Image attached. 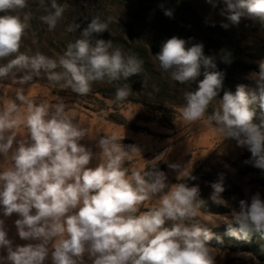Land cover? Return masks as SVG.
<instances>
[{
	"label": "clouds",
	"instance_id": "1",
	"mask_svg": "<svg viewBox=\"0 0 264 264\" xmlns=\"http://www.w3.org/2000/svg\"><path fill=\"white\" fill-rule=\"evenodd\" d=\"M45 2L46 14L39 19L51 31L65 5L38 0L40 5ZM205 2L213 8L218 2L223 5L219 14L227 21L220 25L225 29L242 16L264 19V0ZM26 5L27 0H0V59L12 57L0 64V79L24 85L43 73L49 82L79 96L88 94L94 82L125 81L115 87L113 100L129 97L127 78L142 72L143 61L94 37L107 30L110 17L103 21L92 17L55 58L39 51L29 55L19 51L30 27L31 14L23 11ZM163 14L171 17L172 10L163 8ZM79 27L68 25L66 31ZM154 57L170 80L196 81L195 88L183 93L181 121L204 119L220 138H231L237 147L247 149L250 156L244 163L264 169V119L254 123L251 107L258 102L264 114V60L247 77L252 87L238 84L234 92L225 90L217 99L223 73L215 70L214 59L204 54L202 43L189 46L185 39L172 36ZM223 59L227 61V55ZM201 74L203 78L197 80ZM86 135L92 136L74 120L62 99L35 103L18 88L15 101L0 106V158L10 162L0 167V250L4 252L0 264H213L208 248L213 233L208 227L186 223L200 210L198 186L168 184L155 164L129 172L124 162L139 151L137 147L122 145L112 133L97 141L100 152L95 154L81 143ZM168 167L179 169L177 181L195 179L191 166ZM209 187V199L223 204L221 184L213 182ZM153 198L154 206L138 212L142 202ZM13 214L16 235L27 243L14 244L8 235L5 218ZM231 223L228 235L236 239H246L251 232L264 235V197L259 191L239 201Z\"/></svg>",
	"mask_w": 264,
	"mask_h": 264
},
{
	"label": "rangeland",
	"instance_id": "2",
	"mask_svg": "<svg viewBox=\"0 0 264 264\" xmlns=\"http://www.w3.org/2000/svg\"><path fill=\"white\" fill-rule=\"evenodd\" d=\"M181 1L191 4L198 17L190 16L189 22H184L183 8L178 7ZM58 3L65 5V11L55 28L49 31L39 19L46 14V2L40 5L38 0H27L23 11L31 14L30 27L22 37L19 51L29 55L39 51L55 58L69 41L79 36L92 17L98 16L102 21L110 17L107 30L94 37L110 41L125 54L135 55L143 61L142 72L127 78L131 94L124 101L114 102L115 87L125 83L119 81L112 85L94 82L88 94L79 96L49 82L41 73L24 85L13 83L7 77L0 79V106L9 100L15 101L18 88H23L24 94L35 103L45 100L54 103L62 99L74 120L92 134L91 138L86 135L81 143L90 147L93 153L100 152L97 141L103 135L114 133L121 138L122 145L139 149L124 162L129 172L144 171L155 164L156 170L165 173L168 184L184 182L188 186H198L197 199L202 201L200 210L186 223L208 227L213 233L208 243L213 264H264V235L251 232L246 239L228 235L232 212L238 211L239 201H247L256 191L264 197V169L244 163L250 156L247 149L237 147L231 138H220L204 119L187 124L181 121L183 93L195 88L196 81L178 84L170 80L167 73L159 69L154 57L161 43L172 36L185 39L189 46L202 43L204 54L214 59L215 70L223 73L219 99L225 90L234 92L238 84L253 86L247 77L258 71L259 62L264 60V19L242 16L239 23L229 24L225 29L220 26L222 21L227 23L219 14L223 5L218 2L213 8L205 0H58ZM161 5L172 10L171 17L163 14ZM187 16L188 13L184 14ZM75 24L80 27L66 31L68 25ZM226 55L227 61L223 59ZM11 58L0 59V64ZM202 78L201 74L197 80ZM162 82L167 84L166 89ZM214 106L215 102L209 106L208 114ZM251 107L256 113L253 122L259 124L264 114H261L258 102ZM99 160L98 156L92 164ZM9 163L0 158V167H7ZM169 164H177L180 168L191 166V175L195 179L185 177L177 181L179 169H172ZM213 182L220 183L223 188V204L209 199V184ZM156 203L155 198L146 200L138 212L147 211ZM16 218L15 214L5 218L8 235L14 244L27 243L16 235L13 224ZM231 226L237 228L234 223ZM0 255H4L3 250Z\"/></svg>",
	"mask_w": 264,
	"mask_h": 264
},
{
	"label": "trees",
	"instance_id": "3",
	"mask_svg": "<svg viewBox=\"0 0 264 264\" xmlns=\"http://www.w3.org/2000/svg\"><path fill=\"white\" fill-rule=\"evenodd\" d=\"M178 7H181V8H183L182 10H183V12H182V18L184 19V22H189L188 21V18L190 17V16H192V17H198V12L197 11H195L194 9H193V7H192V5L191 4H189V3H187V4H185V3H183L182 1H181V3H179L178 4ZM186 13H188L189 14V16H187V17H184V14H186ZM162 85H163V88L164 89H166L167 87V84L165 83V82H162Z\"/></svg>",
	"mask_w": 264,
	"mask_h": 264
}]
</instances>
